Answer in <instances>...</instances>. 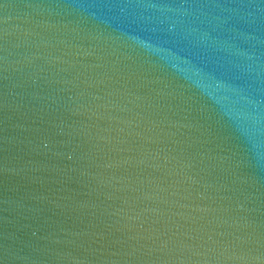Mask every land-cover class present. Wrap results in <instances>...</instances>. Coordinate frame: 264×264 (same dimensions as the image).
<instances>
[{
  "label": "water",
  "instance_id": "water-1",
  "mask_svg": "<svg viewBox=\"0 0 264 264\" xmlns=\"http://www.w3.org/2000/svg\"><path fill=\"white\" fill-rule=\"evenodd\" d=\"M0 264H264V0H0Z\"/></svg>",
  "mask_w": 264,
  "mask_h": 264
}]
</instances>
